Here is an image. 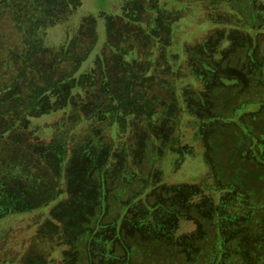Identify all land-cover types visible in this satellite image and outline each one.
Returning a JSON list of instances; mask_svg holds the SVG:
<instances>
[{"label":"rangeland","instance_id":"374dc122","mask_svg":"<svg viewBox=\"0 0 264 264\" xmlns=\"http://www.w3.org/2000/svg\"><path fill=\"white\" fill-rule=\"evenodd\" d=\"M107 84L136 115L111 145ZM0 95V264H264V0H0Z\"/></svg>","mask_w":264,"mask_h":264},{"label":"trees","instance_id":"16d2710c","mask_svg":"<svg viewBox=\"0 0 264 264\" xmlns=\"http://www.w3.org/2000/svg\"><path fill=\"white\" fill-rule=\"evenodd\" d=\"M183 22L187 23L188 21L185 20L184 18L176 17L175 20L170 21L168 23L170 25V29L175 32V31H178L182 28ZM132 54H133V52L130 51V53H123L122 56H124L125 59H131ZM248 54H250V52L249 53L247 52V55ZM80 76H82V73H80L79 77ZM79 77L73 79L72 85H73L74 90L78 91L79 94L82 95L83 91L80 89L81 81H79L77 83ZM8 89H9V87H8ZM107 89L110 93V98H111L110 101L108 102L106 107L98 108L96 110V112H94L92 114L91 118L93 121H97L98 125L102 124V129L100 131H98L103 136L101 138V140L102 141L109 140V144L111 145V144H115L116 142H124V133L130 127V125L132 123L131 120L132 119L134 120L136 118V115H130L128 113V112H131L130 110L127 109L129 101H124L122 97L114 94V92H112L110 90L108 84H107ZM9 93L12 94V97H11L12 101H14V99H17L15 97V95L20 96L18 93H14V90H10ZM7 94H8V91H7ZM44 98H47V97L45 96ZM44 98H41L40 94L36 97L34 95L33 99H31V100L27 99V104L25 105L24 109H20L21 107H19V105H17L19 108H15V110L20 116L19 120H20V123L22 125L25 126L26 124H30L29 121H32L33 117L41 120L43 117L48 116L46 111L42 112V107L46 106L44 103ZM248 105H251V104H248ZM141 106L144 108L140 109L138 111L143 113L145 119H148L150 121L155 122V117L157 115H164V112L159 113L149 103H146L145 105H141ZM5 112L10 113L11 111H5ZM184 118L185 117H182V118L180 117L179 120L175 119L176 125H178V129H177L176 134L172 138L173 146L169 145V148L164 150V153H166L167 150L169 151V154H170L169 157L171 158L170 162L173 163L174 167L177 170H179L178 168L184 167L188 161H190V162L194 161L193 159L196 157V155H194L189 144L184 145V138L185 137H184V134L182 133V128H181L182 127V120ZM5 120L6 119L4 117L3 121H5ZM11 122H12V125L15 124L14 120H11ZM2 127L5 130L10 129V125L8 123L3 124ZM39 127H42V126L39 125ZM101 135L98 133L97 138L100 139ZM152 139H153V137H152ZM262 149H263V147H262ZM155 156H156V158H158L157 154ZM195 161H198V160L195 158ZM114 172H117V171H114ZM109 173H111V172H109ZM179 173H184V171L178 172L177 174H179ZM177 174H175V175L177 176ZM216 188H217V186L214 185V187H212L210 189L213 192H216V191H214ZM178 206L180 209L190 208L189 206H183V204L178 205ZM11 215H12V212L8 213L7 215L3 214V217L5 216L4 218H8ZM216 223H218L220 225L219 220H216ZM229 226L230 225H228V227ZM228 231H230L229 228H228ZM217 232H219V230ZM196 237H197V239L200 238V236H196ZM186 240L189 242L195 241L194 238H192V239L187 238ZM182 243H183V241L179 240L178 245H179V247H181V249L184 248V244H182ZM213 243L217 245L218 250L224 246L225 240L223 239L221 232L216 234V238H215V241H213ZM196 252H197L196 248L192 247V245H189L187 247V251H185V253H189L192 255H194ZM217 252H218V255L221 254L220 251H217ZM217 252H214V253H217Z\"/></svg>","mask_w":264,"mask_h":264}]
</instances>
